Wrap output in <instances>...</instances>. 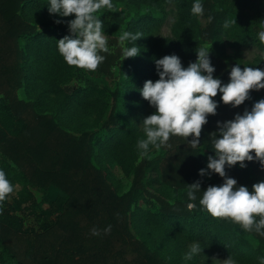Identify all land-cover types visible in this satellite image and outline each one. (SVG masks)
I'll list each match as a JSON object with an SVG mask.
<instances>
[{"label":"trees","instance_id":"1","mask_svg":"<svg viewBox=\"0 0 264 264\" xmlns=\"http://www.w3.org/2000/svg\"><path fill=\"white\" fill-rule=\"evenodd\" d=\"M233 1L264 19V0ZM46 3L0 0V156L10 166L16 190L13 200L8 196L0 202V264H205L208 252L231 255L237 264H260L264 235L201 209L203 189L221 184L223 177L201 176L199 169L207 154L215 155L217 121L250 110L264 98V88L249 90V98L236 107L222 102L218 90L217 111L208 115L195 148L183 137L170 136L164 152L149 159L136 146L143 136L141 121L155 111L139 88L159 78L156 59L174 53L187 67L196 60V48L213 43L219 48L215 53L210 47L213 75L228 82L238 60L221 49L224 20H235L232 28L241 24L234 37L251 43L245 35L251 30L229 1L203 0L204 13L197 17L190 11L193 0H113L121 12L112 22L106 16L110 10H102L100 19L113 33H140L135 43L141 51L122 59L118 36L109 38L116 45L102 53L106 59L97 70L117 81L110 88L73 83L83 78L82 68L63 60L57 40L69 34L67 21L75 14L49 13ZM171 13L172 34L161 35ZM254 62V68L264 70V60ZM245 164L225 171L237 186L251 189L264 180V167L258 160ZM118 170L131 176L128 188L116 178ZM197 181L201 190L197 200L189 201L188 184ZM33 189L42 192L44 202L32 199ZM190 202L195 206L189 208ZM35 206L43 224L34 230L24 227L19 213L31 215ZM109 224L111 231L104 233ZM93 227L101 235H92ZM196 240L202 252L185 262L183 253Z\"/></svg>","mask_w":264,"mask_h":264},{"label":"clouds","instance_id":"2","mask_svg":"<svg viewBox=\"0 0 264 264\" xmlns=\"http://www.w3.org/2000/svg\"><path fill=\"white\" fill-rule=\"evenodd\" d=\"M49 13H58L61 17L75 14L67 21L69 34L57 40V49L63 60L70 66L95 71L110 53L108 39L104 31V21L100 14L107 10L116 11L113 0H47ZM103 10V11H102ZM191 13L197 17L204 13L203 0H193ZM209 22L212 17H208ZM57 23L61 21L57 20ZM236 23L225 19L223 28L228 29ZM256 33L259 41L260 61L264 60V19L258 22ZM141 34L128 30L118 36L123 58L138 55L141 49L135 43ZM196 60L182 66L177 54L164 55L155 60L159 78L148 79L139 91L155 111L143 118V136L138 137L136 146L139 155L151 159L150 146L156 149L166 145L170 136H180L195 148L200 144L202 126L207 123L209 114H215L219 101L213 97L221 93L220 100L233 107L241 105L249 98V90L264 88V70L244 64L243 69L237 63L228 72L229 80L223 83L214 76L215 66L211 63L210 47L195 49ZM218 128L213 133L211 148L215 155H209L207 167L199 169L201 176L218 173L223 177L219 185H209L199 196L203 211L213 217L229 218L245 231H255L264 235V180L237 186V180L226 174V166L233 167L239 162L246 167L245 161L258 160L264 167V98L255 101L251 109L245 108L243 114L236 113L233 119L217 121ZM191 135V139H187ZM254 150V153L251 151ZM14 185L6 172L0 168V202L13 193ZM200 182L188 184L189 201L197 200ZM189 208L194 203H188ZM2 211V209H0ZM107 225L103 232H110ZM94 236L101 235L97 227L90 229ZM199 240L193 241L183 253L185 262L202 252ZM264 264V256L258 258ZM223 264H237L229 255Z\"/></svg>","mask_w":264,"mask_h":264},{"label":"rangeland","instance_id":"3","mask_svg":"<svg viewBox=\"0 0 264 264\" xmlns=\"http://www.w3.org/2000/svg\"><path fill=\"white\" fill-rule=\"evenodd\" d=\"M229 1V7L233 8V12L235 14L238 15V18L242 21L247 23L248 29L251 30V32H246L245 35L247 37L248 40H251L250 45H244L242 44V39L240 38V36L238 37H234V34L236 32L242 31V25L237 23L236 25L230 27L227 29V31L225 32L223 38H222V42L220 43L221 49L222 51L225 53L226 56H236V59L238 60V63H241L240 66L243 69L244 64L249 65L250 67H255V59L260 58V52H259V41L257 39L256 33L259 30L258 29V22L260 21L259 17H254L253 16V11L251 9H244L241 7H237L235 1L233 0H228ZM122 10V7H119L116 11H108L106 16L109 18L110 21L113 22V20L116 19L117 14L120 13ZM245 12L247 14H245ZM175 13H171L168 15L166 21L164 22V24L161 26L160 29V34L161 35H170L172 34V26H173V22L175 20ZM244 14L247 15L251 21L247 18L244 17ZM253 20V21H252ZM202 22L203 24H205V20L202 17ZM253 29V32H252ZM105 31V35L108 39V43H109V47L112 48L114 47L116 44H110V37H113L115 35L119 36V32L113 33L111 32L108 27L104 28ZM111 32V33H110ZM252 33V35H251ZM120 44V43H119ZM242 44V45H241ZM213 51H215V53H219V48L215 47L213 43H210L209 45ZM220 49V50H221ZM230 63V60H228ZM80 73L83 75V78L80 79L76 78L73 83H75L76 85H86L88 83H93L97 86L100 87H106V88H110L114 85H116L117 81L112 80L111 78H109L106 75L101 74L97 69L95 71H88L82 68V71H80ZM217 98V95L215 97H213V99ZM124 109V108H122ZM2 135V132L0 130V137ZM164 152L163 148H150V155H151V159L157 157L158 155L162 154ZM208 155V154H207ZM206 155V158L208 160V156ZM3 157L0 156V168H2L9 180H10V166L7 165L5 162L3 161ZM5 163V164H4ZM207 167V163L205 165L204 168ZM116 178L121 180L122 186H125L126 188L129 187L130 185V178L131 176L126 175L122 170H118L116 172ZM19 186V185H16ZM18 188V187H16ZM33 194H34V198L35 202H39L45 201V197L42 194V192L38 191L37 189H33L32 190ZM16 194V190L13 191V193L9 194V198L10 200H13V195ZM41 205V204H39ZM44 206H47L46 203H44ZM36 211L34 210L33 213L31 215H29L31 213V211H28L27 214L24 212V210H22L19 214L22 215L24 217V222L22 223L24 225V227L27 228H31V229H36L40 226V224H43V220H41V215L37 209V206H35ZM1 216V215H0ZM226 258L220 256L219 254L216 253H211L208 252L206 256H204V263L205 264H223V261Z\"/></svg>","mask_w":264,"mask_h":264}]
</instances>
